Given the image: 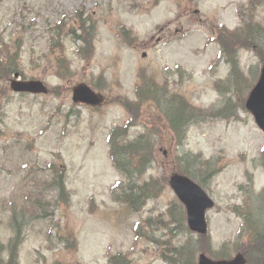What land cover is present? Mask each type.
<instances>
[{
    "label": "rangeland",
    "instance_id": "374dc122",
    "mask_svg": "<svg viewBox=\"0 0 264 264\" xmlns=\"http://www.w3.org/2000/svg\"><path fill=\"white\" fill-rule=\"evenodd\" d=\"M250 2L0 0V59L14 54L12 46H17L19 78L41 80L50 89L48 94L20 96L9 89L13 73L0 71V241L6 243L11 236L14 212L18 217L36 215L38 203L51 212L24 228L20 264H104L109 255L118 252L126 253L132 264H167L159 255L161 246L144 236L136 237L133 226L147 216H168L171 208L185 211L170 187L162 183L176 171L170 131L164 129L162 139L157 140L156 161L148 171L160 179L161 194L138 212L110 199L109 190L118 174L108 158L106 135L110 127L127 119L120 99L135 100L141 76L160 85L166 82L171 92L183 95L196 107H216L221 98L216 84L226 78L228 65L219 46L211 41L212 27H240L251 13ZM253 9L251 16L264 27V0ZM76 12L92 14L96 21L94 51L87 61L77 55L66 37ZM61 20L66 23L60 36L71 70L64 79L54 74L50 53L52 31ZM122 27L136 41L128 44ZM15 42L18 44L13 45ZM56 50H60L58 45L53 52ZM239 58L246 75L249 66L256 69L252 87L262 65L248 49L240 50ZM78 83L94 85L105 103L97 110L74 104L72 87ZM54 87L56 93L51 91ZM243 89L234 94L227 91L236 120L209 117L187 131L185 150L212 160L218 170L202 186L215 202L206 213L211 239L210 251H205L208 256H217L223 245L229 257L242 251L239 232L243 218L231 207L245 200L250 203L249 195L264 189V132L244 107L249 89ZM150 115H154L150 109H144L142 120H151ZM141 131L140 124L130 130L132 135ZM50 163L65 172L71 194L68 206L58 208L55 192L46 189L53 174ZM253 200L256 204L258 199ZM256 206L261 213L260 203ZM68 234L76 236L75 251L67 249L59 237ZM180 237L184 241L187 234ZM198 254L196 248L194 264Z\"/></svg>",
    "mask_w": 264,
    "mask_h": 264
},
{
    "label": "trees",
    "instance_id": "16d2710c",
    "mask_svg": "<svg viewBox=\"0 0 264 264\" xmlns=\"http://www.w3.org/2000/svg\"><path fill=\"white\" fill-rule=\"evenodd\" d=\"M262 1L250 2L248 10L251 13L248 17L246 16V20H243L241 27L228 30L222 25H216L212 29L213 41L219 44L222 56L229 66L227 77L216 84L221 97L216 107L211 110L197 108L191 105L183 95L171 92L166 82L160 85L146 76H141L135 86V100L120 99L126 109L127 119L123 124L109 129L106 137L109 159L120 176V179L110 188L111 199L114 202L138 212L148 201L156 199L161 194L160 179L149 175L148 171L156 161V142L162 139L164 129L170 131L176 171L189 175L202 186L218 171L213 168L212 160L203 159L200 154L185 150L187 131L190 126L203 122L209 117L237 119L235 114L232 116L234 104L231 105L230 98L226 97L227 91L232 90L234 94L241 91L243 86L244 89H249L255 78L254 66L248 67L246 75L239 64L238 53L241 49L254 51L259 62L264 65V27L251 16L253 7L256 8ZM73 20L74 24L68 29L63 20L59 21L54 25L52 31L54 34L50 38V53H53L55 63L54 74L61 79L68 77L71 71L60 36L63 29L66 28V37L75 44V52L83 60H89L94 51L96 21L92 14L84 15L83 12H76ZM122 32L127 43L132 44L135 38L131 37L130 31L123 29ZM17 44L18 42H15L13 45ZM57 45L60 50L53 52V48ZM12 47L15 50L14 54H7L0 59V71L5 75L19 73L18 48ZM52 92L56 93V87L52 88ZM148 108L154 115L148 116L151 120L143 121L141 114ZM1 120L0 113V122ZM139 124L142 126V131L132 135L131 128ZM49 167L53 174L46 189L51 188L55 192L56 206L61 204L68 206L70 196L65 186L64 171L54 164H50ZM162 183L166 185L167 179L163 178ZM253 199H258L256 204ZM249 200H251L250 203L245 200L244 204L234 205L231 209L243 218L239 236H243L241 250L248 264H261L264 254V189L256 194L251 193ZM258 203L261 205V213L257 211ZM38 207L39 213L30 217H18L15 212L13 213L10 219L12 236L6 244L0 241V264H20L18 250L25 238L24 228L30 221L51 215L43 203H38ZM166 214L168 216L163 213L154 218L148 216L139 220L133 227L136 237L144 236L155 245L161 246L159 254L164 262L194 264L193 255L196 248L199 251H210L209 236L196 235L194 238L185 225V215L182 211L171 208ZM184 232L187 237L182 241L180 235ZM59 237L65 242L64 246L67 249L76 250V237L73 234ZM224 250H226L225 245L215 257L227 255ZM106 264H131V260L126 254L118 253L111 255Z\"/></svg>",
    "mask_w": 264,
    "mask_h": 264
},
{
    "label": "water",
    "instance_id": "95a60500",
    "mask_svg": "<svg viewBox=\"0 0 264 264\" xmlns=\"http://www.w3.org/2000/svg\"><path fill=\"white\" fill-rule=\"evenodd\" d=\"M11 90L15 92L47 93L45 85L38 80H16L10 82ZM72 99L75 103H85L99 106L104 98L100 93L93 91L88 85L79 83L72 88ZM246 108L252 112L256 123L264 131V69L255 86L246 100ZM169 183L177 197L186 207L187 224L192 231L206 233L207 224L205 211L213 207V201L207 196L203 189L188 177L173 174ZM246 259L242 254H237L229 260H211L205 254L199 256L198 264H245ZM262 264H264V257Z\"/></svg>",
    "mask_w": 264,
    "mask_h": 264
}]
</instances>
